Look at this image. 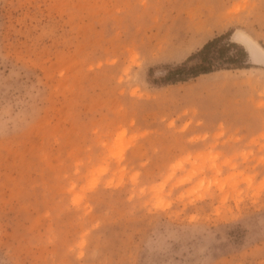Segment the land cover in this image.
I'll use <instances>...</instances> for the list:
<instances>
[{
  "label": "rangeland",
  "instance_id": "obj_1",
  "mask_svg": "<svg viewBox=\"0 0 264 264\" xmlns=\"http://www.w3.org/2000/svg\"><path fill=\"white\" fill-rule=\"evenodd\" d=\"M263 62L264 0H0V264H264Z\"/></svg>",
  "mask_w": 264,
  "mask_h": 264
},
{
  "label": "trees",
  "instance_id": "obj_2",
  "mask_svg": "<svg viewBox=\"0 0 264 264\" xmlns=\"http://www.w3.org/2000/svg\"><path fill=\"white\" fill-rule=\"evenodd\" d=\"M227 38L230 40L229 37L224 36V37L217 38L207 43L199 53H197L196 55L192 56L189 59V61L199 59L200 61L199 64H197L194 67H190V66L178 67L171 74H169V76H167V80H170L173 83L185 82L188 79L197 78L201 75H207V74L215 72L216 70L222 69L224 66V63L220 64L219 61H222L220 59L223 58V51H219L217 53L218 56L216 57L214 56L210 58L209 55L213 48L218 46V44H220L223 40ZM226 48L236 50L237 52H236L235 57L240 58V61L235 60L234 58H229L227 60L228 64L234 65L238 69L244 68V65L248 62V57L244 49L241 46L234 44V43L226 44V46L224 47V50Z\"/></svg>",
  "mask_w": 264,
  "mask_h": 264
},
{
  "label": "bare ground",
  "instance_id": "obj_3",
  "mask_svg": "<svg viewBox=\"0 0 264 264\" xmlns=\"http://www.w3.org/2000/svg\"><path fill=\"white\" fill-rule=\"evenodd\" d=\"M238 38V39H237ZM237 43H239L241 46H243L245 49H246V51L248 52V55H249V59H250V61L252 62V63H254V64H256V65H260L261 64V61L256 57V55L254 54H252V55H250L251 53H249V52H251L250 51V49H247L248 48V45H251L252 47H253V49L255 50V53H260V51H259V49H258V47H257V45H256V43H254L253 41H251L249 38H247V37H245V38H240V37H238L237 36ZM248 44V45H247ZM249 50V51H248ZM262 64H264V62L262 63ZM264 66V65H263Z\"/></svg>",
  "mask_w": 264,
  "mask_h": 264
}]
</instances>
